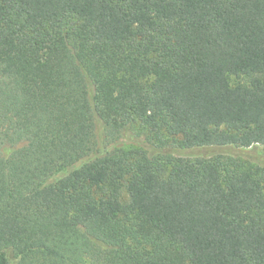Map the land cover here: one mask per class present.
Returning a JSON list of instances; mask_svg holds the SVG:
<instances>
[{
	"label": "trees",
	"instance_id": "1",
	"mask_svg": "<svg viewBox=\"0 0 264 264\" xmlns=\"http://www.w3.org/2000/svg\"><path fill=\"white\" fill-rule=\"evenodd\" d=\"M255 146L264 0H0V264H264V162L188 154Z\"/></svg>",
	"mask_w": 264,
	"mask_h": 264
},
{
	"label": "rangeland",
	"instance_id": "2",
	"mask_svg": "<svg viewBox=\"0 0 264 264\" xmlns=\"http://www.w3.org/2000/svg\"><path fill=\"white\" fill-rule=\"evenodd\" d=\"M230 81L232 85H237L242 80L237 77H231ZM103 140V134L98 135L96 141L100 143ZM151 136L142 131L140 127L130 130L127 133L121 134L114 141L108 143V149L112 151H128V150H148L149 148H160L157 143L151 142ZM166 152H170V147L164 149ZM190 156H204V157H216L221 156L222 160L233 163L234 166H240L253 172L257 171L260 164L264 162V147L255 146L253 148L238 149V148H227L217 149L208 148L202 150H195L188 153ZM159 157V156H157Z\"/></svg>",
	"mask_w": 264,
	"mask_h": 264
}]
</instances>
